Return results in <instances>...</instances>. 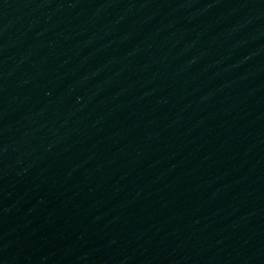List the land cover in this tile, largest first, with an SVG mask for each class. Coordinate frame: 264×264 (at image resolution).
Returning a JSON list of instances; mask_svg holds the SVG:
<instances>
[{
  "label": "water",
  "instance_id": "water-1",
  "mask_svg": "<svg viewBox=\"0 0 264 264\" xmlns=\"http://www.w3.org/2000/svg\"><path fill=\"white\" fill-rule=\"evenodd\" d=\"M0 264H264V201L131 0H0Z\"/></svg>",
  "mask_w": 264,
  "mask_h": 264
}]
</instances>
